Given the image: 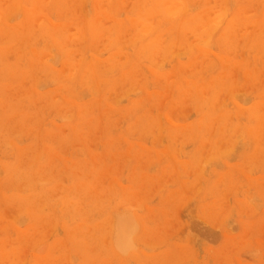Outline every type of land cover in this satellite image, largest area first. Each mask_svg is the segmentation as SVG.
I'll use <instances>...</instances> for the list:
<instances>
[{"label":"rangeland","instance_id":"rangeland-1","mask_svg":"<svg viewBox=\"0 0 264 264\" xmlns=\"http://www.w3.org/2000/svg\"><path fill=\"white\" fill-rule=\"evenodd\" d=\"M0 264H264V0H0Z\"/></svg>","mask_w":264,"mask_h":264},{"label":"bare ground","instance_id":"bare-ground-1","mask_svg":"<svg viewBox=\"0 0 264 264\" xmlns=\"http://www.w3.org/2000/svg\"><path fill=\"white\" fill-rule=\"evenodd\" d=\"M106 1H107V0H106ZM167 3H168V2H167ZM176 3H177V2H176ZM15 4H16V3H15ZM171 6H172V5H171ZM177 7H179V6H177ZM174 8H175V7H174ZM174 8H173V9H174ZM176 9H178V8H176ZM176 9H174V10L170 9V10H172V11L175 12ZM170 10L168 9V11H170ZM172 11H171V13H172ZM178 11H179V10H177V12H178ZM181 11H182V10H181ZM174 12H173V14H175ZM177 12H176V13H177ZM167 13H168V12H167ZM170 15H172V14H170ZM204 17H205V16H204ZM217 18H218V16H217ZM219 18H220V17H219ZM48 20H49V19H48ZM98 20H99V19H98ZM210 21H211V20H210ZM215 21H216V19H215ZM217 21H220V20H217ZM50 22H51V21H50ZM137 26H138V25H137ZM139 26H140V25H139ZM215 26H216V25H215ZM141 28H142V27H141ZM149 28H150V27H149ZM214 28H215V27H214ZM143 29H144V31H143ZM143 29H140V30H142L143 32H145V30L148 29V28H146V29L143 28ZM137 30H139V29H137ZM146 31H148V30H146ZM210 31H211V30H210ZM70 34H71V33H70ZM77 34H78V32H77ZM143 34H144V33H143ZM143 34H142V35H143ZM78 35H79V34H78ZM163 35H164V34H163ZM163 35H162V36H163ZM241 35H242V34H241ZM13 36H14V35H13ZM69 36H71V35H69ZM79 36H80V35H79ZM135 39H136V38H135ZM207 43H208V42H207ZM189 44H190V43H189ZM207 45H208V44H207ZM211 52H212V51H211ZM206 55H207V54H206ZM226 62H227V61H226ZM73 68H74V67H73ZM110 68H112V67H110ZM205 71H206V70H205ZM68 74H70V73H68ZM71 75H72V72H71L70 76H71ZM172 77H173V76H172ZM7 145H8V144H7ZM9 186H10V185H9ZM136 202H137V201H136Z\"/></svg>","mask_w":264,"mask_h":264}]
</instances>
